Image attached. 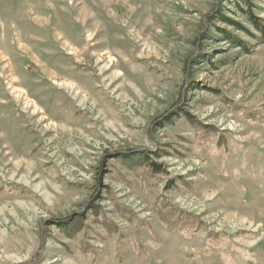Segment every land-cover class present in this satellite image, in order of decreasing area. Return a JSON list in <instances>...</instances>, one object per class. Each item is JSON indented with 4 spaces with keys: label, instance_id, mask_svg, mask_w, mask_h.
Masks as SVG:
<instances>
[{
    "label": "rangeland",
    "instance_id": "rangeland-1",
    "mask_svg": "<svg viewBox=\"0 0 264 264\" xmlns=\"http://www.w3.org/2000/svg\"><path fill=\"white\" fill-rule=\"evenodd\" d=\"M218 7L258 37L234 0H0V264H264V44Z\"/></svg>",
    "mask_w": 264,
    "mask_h": 264
},
{
    "label": "trees",
    "instance_id": "trees-1",
    "mask_svg": "<svg viewBox=\"0 0 264 264\" xmlns=\"http://www.w3.org/2000/svg\"><path fill=\"white\" fill-rule=\"evenodd\" d=\"M234 6L236 7L237 11L240 12L245 18V22L249 23L252 29L259 34L258 37H255L249 33L248 29L245 28L241 23L226 17L223 13L224 9L222 8L218 7V11L216 13L217 15H215L213 18L218 19V21H220L222 24H225L236 31L244 32L249 36L258 39L262 44H264V20L259 19L257 16H255V14H253L252 9L254 6L252 4V0H234ZM217 30L218 36L225 38L224 41L237 43L238 39L232 35H229L225 29L218 28Z\"/></svg>",
    "mask_w": 264,
    "mask_h": 264
}]
</instances>
